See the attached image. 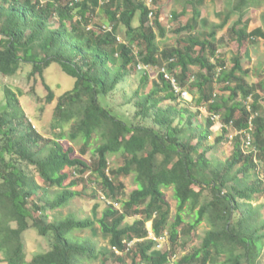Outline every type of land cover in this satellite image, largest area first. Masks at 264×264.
<instances>
[{
    "label": "trees",
    "instance_id": "trees-1",
    "mask_svg": "<svg viewBox=\"0 0 264 264\" xmlns=\"http://www.w3.org/2000/svg\"><path fill=\"white\" fill-rule=\"evenodd\" d=\"M184 1L191 6L192 14L175 29L176 33H186L183 44L160 50L155 39L164 37L166 30L159 10L148 8L142 0H0V74L14 75L21 64H28L30 76H43V71L56 63L74 78L73 86L58 96L51 124L52 128L63 129L69 123L70 130L54 138L42 135L26 116L17 95L10 88L4 89L5 101L0 102V251L4 258L0 264H85L97 259L100 253L93 241L72 235L76 230L92 229L94 224L109 238L111 251L102 252L104 258L118 264H170L172 252L154 250V238L167 231L174 246L202 220L210 229L201 245L173 264H210L220 254L225 255L223 264H260L264 222L259 223V210L253 209L251 201L255 195H264V181L256 170L258 162L264 161L261 96L256 84L242 77L248 72L238 56L233 58L230 69L224 68V62L217 57L216 34L235 14L237 18L227 32L237 45L249 38L264 37L261 27L248 31L249 19L242 20L249 6L264 5V0H235L221 22L212 24L203 37L195 31L202 26L201 7L205 0ZM150 11H154L152 18ZM98 12L106 15L111 30L92 27V17ZM136 12L139 19L134 25ZM185 13L182 9L172 17L177 19ZM54 15L58 18L56 26L51 22ZM120 25L125 29V42L117 41ZM134 45L143 48L134 54ZM136 63L149 69L157 66V80L148 91L137 88L127 98L134 114L126 115L108 99L124 97L126 79L136 71ZM163 67L182 90L193 95L196 87L202 92L196 105L205 103L207 107L209 115L203 125L195 124L199 112L185 107V99L171 80L158 72ZM191 67L198 69L193 73ZM147 70L141 76L144 85L149 77ZM192 77L195 82L187 86ZM213 82L221 83V92L228 94L216 96L219 94L206 91L204 87ZM44 87L46 102L50 103L53 91L46 83ZM248 97L252 101L246 107L243 101ZM218 114L222 134L215 137L213 145L201 150ZM230 122L240 131L247 130L251 122L252 142L259 149L257 161L241 148L239 133L232 140L229 159L219 160L208 154L224 139ZM63 138L79 142L80 155L90 151V160L72 156L74 148L63 146ZM117 153L122 155L123 163L110 168L108 158ZM65 168L73 172L67 173ZM34 172L44 186L37 182ZM87 172L106 197L120 201V208L109 204L96 217L95 204L92 218L67 216L50 220L47 211L61 208L81 194L82 190L71 187L85 184ZM130 174L136 188L122 199L124 183L119 177ZM170 186L176 200L172 221L164 196V189ZM49 188L60 190L50 198ZM184 212L193 213L187 227L183 226ZM132 215L140 217L132 223L125 222ZM148 221L154 238H148ZM29 227L47 237L50 247L27 261L23 233ZM131 242L133 254L126 263L122 253Z\"/></svg>",
    "mask_w": 264,
    "mask_h": 264
},
{
    "label": "rangeland",
    "instance_id": "rangeland-1",
    "mask_svg": "<svg viewBox=\"0 0 264 264\" xmlns=\"http://www.w3.org/2000/svg\"><path fill=\"white\" fill-rule=\"evenodd\" d=\"M42 3H45L49 0H40ZM137 1V0H136ZM145 2L146 0H142ZM233 2L235 0H205L204 4L201 7L202 12V26L199 25L195 31V33L201 35H205L207 32L211 30L212 24H219L223 18V15L227 13L229 9L232 8ZM152 9L159 10L160 14V22L161 25L165 28L166 34L164 37H159L155 39L159 49L162 48H172L177 45H182V39L186 36V33H176L175 29L183 24L185 19L191 16V6L187 4L184 0H152ZM182 9H185L186 13L180 16L177 19L172 17L173 13L180 14ZM154 12V11H153ZM154 17V14L152 15ZM151 17V18H152ZM237 15L233 14L227 23V25L219 30L216 34V40H218V50L217 57L222 62H224L225 69H230L232 67V60L235 56L240 58L241 65L244 70H247L248 73L243 74L245 82L249 84H256L257 93L261 96L259 101L260 111L264 113V37H258L255 39L249 38L239 46L235 42L234 38H232L231 34L227 32V28L235 22ZM139 15L138 12L135 13L133 24H138ZM249 19L250 23L248 26V31L261 27L264 32V5H256L253 4L247 8L243 15L242 20ZM57 15H54L52 19V24L57 25ZM150 23V22H149ZM92 27L97 26L98 30L108 31L111 30V23L108 22L106 15L103 12H98L96 15L92 17V21L90 23ZM90 25V26H91ZM206 27V28H205ZM101 28V29H100ZM118 42L127 41L125 35V29L122 25L119 26L118 31L116 33ZM221 40V41H220ZM142 46L134 45L133 52L137 54ZM139 63H136V71L132 72L131 75L126 79L124 88L126 89V93L124 97L121 95H117L108 101L111 105L122 114H134V110L131 108V105L126 103L127 98H129L132 93L138 88L145 91H148L153 85L155 80H157V66H152L150 69L148 67V81L144 85L142 84L141 76L144 74V70L138 67ZM198 67H191V71L196 72ZM219 70V68H218ZM31 66L28 64H21L19 69L14 75L4 76L0 74V102L4 103V89L10 88L18 97L19 104L25 112L26 116L31 120L36 129L44 135L46 138H54L55 134H59L63 131L65 134L70 130V124H66L63 129L60 128H52V115L53 110L57 102L58 96H60L66 90H69L74 84V78L65 74L60 67L56 63H52L48 68L43 71V76L32 75L30 76ZM179 70L175 71V74L178 75ZM240 75L239 73H237ZM195 82V78H190L187 81V86L191 83ZM44 83L48 84L53 91L54 99L48 103L46 102L47 90L44 87ZM222 84L213 82L207 86H205V90H212L214 95L218 93L222 96L228 93H222L221 88ZM193 95L188 94L185 101H182L184 106L189 107L190 110L199 112L198 117L194 120L195 124H204L205 118L209 115L207 107L205 103L201 105H196V99H198L202 92L198 91L196 87L193 88ZM217 98V97H216ZM181 101V100H179ZM252 101L251 97H248L247 100L243 101V104L248 107ZM2 109V107L0 108ZM213 122L214 125L211 128L212 134L208 137L207 141L203 142L201 150L213 145L214 139L216 136L222 134V122L220 120V115L215 116ZM228 129L227 133L224 136V139L221 140L220 143L213 146L209 150L210 156H215L219 160L229 159L232 154L233 141L234 136L239 133L240 130L234 128V124L230 122V124L226 127ZM237 132V133H236ZM242 141L241 148L243 147V135L238 136ZM251 137L253 138V134L251 132ZM94 140V139H92ZM233 140V141H232ZM63 146L70 145L74 148V153L72 156H81L86 160H90L91 152L88 151L86 154L80 155V143L70 141L68 138H63L60 140ZM109 167L115 168L123 163V157L120 153L110 155L108 158ZM90 162V161H89ZM264 162V161H263ZM67 173L73 172V170L65 168ZM259 176L264 179V168L259 172ZM35 178L40 185L44 186V183L39 178V176L34 172ZM72 176V175H71ZM71 176L65 181L67 184L71 180ZM73 177H78V175H73ZM85 187L82 189V184L80 183L78 186L71 187L73 190L81 191L80 195H76L70 199L67 205L52 209L47 211L49 215V219L61 220L67 216H74L77 219L84 218H92V208L96 204L98 206L96 211V217H100L102 211L109 206V204L116 203L113 199L106 197L103 193L100 185L95 181L94 177L89 176V173L84 174ZM119 180L124 183V193L125 196H122V199H125L127 195L136 188V183L134 181L133 174L128 176H120ZM60 190V188H49L48 196L53 198L54 195ZM206 194V192H205ZM164 196L170 205V219L173 220V216L175 215L176 209V200L173 197V188L170 186L164 189ZM207 195H205L206 197ZM121 198V195L119 196ZM254 200L251 201L253 209L259 210V223L264 222V195L254 196ZM206 199V198H202ZM120 201L117 202V207L120 208ZM184 218L183 226L186 225L193 220V213H182ZM139 215L128 216L125 219V222L132 223L135 218H139ZM182 226V227H183ZM146 227L149 230L148 238H154L152 233V223L151 221L146 222ZM183 229V228H182ZM210 229L206 220H202L198 226L195 227L194 230L189 234L187 238L180 237L178 243L174 246L171 245L169 235L167 231L163 232L162 236H159L155 239V247L154 250H168L172 252V257L170 259V264H173L174 261L180 256L186 254L187 252H191L194 248H197L201 245L202 239L207 230ZM181 230V227L179 228ZM182 233V232H181ZM72 235L81 240H91L96 244L97 251L100 253L97 259L88 260L85 264H118L114 261H111V258H104L101 255L102 252L111 251V247L109 245V238L102 234L99 229L98 224H94L92 229L85 230H76L72 232ZM23 241H24V252L26 254V260H30L32 256L35 254L43 253L47 251L50 247L49 239L47 237H41L33 228L29 227L27 231L23 233ZM129 243L127 249L123 254L126 263L130 262L132 258V244ZM129 248V252H128ZM128 253V254H127ZM174 253V254H173ZM119 254V252H116ZM3 252L0 251V259H3ZM216 260L211 262L210 264H223L225 255L220 254L215 257ZM258 262L260 264H264V247L261 246L258 254ZM1 264H6L2 262Z\"/></svg>",
    "mask_w": 264,
    "mask_h": 264
},
{
    "label": "built area",
    "instance_id": "built-area-1",
    "mask_svg": "<svg viewBox=\"0 0 264 264\" xmlns=\"http://www.w3.org/2000/svg\"><path fill=\"white\" fill-rule=\"evenodd\" d=\"M145 4L148 8H151V4H152V0H146L145 1ZM153 15V12L150 11L149 13V17L151 18ZM138 67L145 70L146 68H148L147 65H143V64H138ZM159 73H162V75L164 76V78L166 79H169L171 80L174 88L176 89L177 92H180V96L181 98L183 99H186L187 95L189 94V92L184 89L182 90L181 87H179V85L176 83V80H175V77L172 76L171 74L168 73V71L163 67L161 69H159L158 71ZM216 118V117H215ZM251 131H252V124L251 122H249V126H248V129L247 130H241L239 131V134L243 135V151L246 153V154H250L252 153L253 155V158L255 161H257V155L259 153V149L254 146L253 142H252V137H251ZM237 133V132H236ZM264 168V162H258L257 164V167H256V170H257V174H260L258 172H260L262 169ZM263 179V177H261ZM264 181V179H263ZM113 205L115 207H117V203H113Z\"/></svg>",
    "mask_w": 264,
    "mask_h": 264
}]
</instances>
